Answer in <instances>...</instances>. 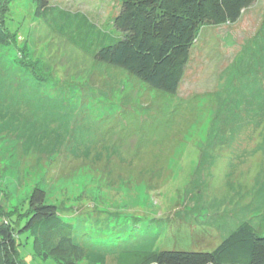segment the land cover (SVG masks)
I'll return each mask as SVG.
<instances>
[{
  "label": "rangeland",
  "instance_id": "374dc122",
  "mask_svg": "<svg viewBox=\"0 0 264 264\" xmlns=\"http://www.w3.org/2000/svg\"><path fill=\"white\" fill-rule=\"evenodd\" d=\"M120 4L51 0L54 13H84L110 31ZM9 7L17 45L0 47V219L22 226L40 186L63 220L80 219L78 264H117L130 250L210 251L236 223L259 224L264 0L233 24L198 30L173 95L93 62L32 0ZM16 239L22 263L57 264L28 232Z\"/></svg>",
  "mask_w": 264,
  "mask_h": 264
},
{
  "label": "trees",
  "instance_id": "16d2710c",
  "mask_svg": "<svg viewBox=\"0 0 264 264\" xmlns=\"http://www.w3.org/2000/svg\"><path fill=\"white\" fill-rule=\"evenodd\" d=\"M10 1L0 0L2 48L17 45L16 32L6 25ZM32 1L35 15L50 22L55 33L93 62L122 68L149 88L173 95L198 30L235 23L257 0H121L112 31L99 28L84 13L65 9L54 13L51 0ZM19 48L27 55L26 46ZM29 63L33 67L32 60ZM25 217L17 229L8 217L0 219V264H24L16 239L20 231L30 234L38 255L53 257L57 264H78L87 255L76 239L80 219L63 220L57 206L46 202V191L40 186L28 194ZM117 264H264V211L258 225L240 223L213 250H130L119 255Z\"/></svg>",
  "mask_w": 264,
  "mask_h": 264
},
{
  "label": "crops",
  "instance_id": "0c3cea01",
  "mask_svg": "<svg viewBox=\"0 0 264 264\" xmlns=\"http://www.w3.org/2000/svg\"><path fill=\"white\" fill-rule=\"evenodd\" d=\"M223 25H224V24H223ZM241 222H242V221H241ZM241 222L236 223V224L239 225ZM237 225H236V227H237ZM236 227H235V228H236ZM233 230H234V229H233ZM233 230H231V232H232ZM231 232H230V233H231ZM230 233H229V234H230ZM229 234H228V235H229ZM228 235H227V236H228ZM224 238H225V237H224Z\"/></svg>",
  "mask_w": 264,
  "mask_h": 264
}]
</instances>
